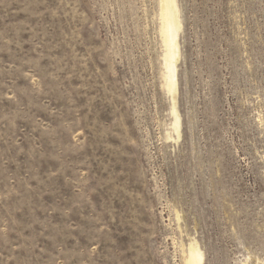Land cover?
<instances>
[{
    "label": "rangeland",
    "instance_id": "1",
    "mask_svg": "<svg viewBox=\"0 0 264 264\" xmlns=\"http://www.w3.org/2000/svg\"><path fill=\"white\" fill-rule=\"evenodd\" d=\"M174 3L175 102L162 0H0V264H264V0Z\"/></svg>",
    "mask_w": 264,
    "mask_h": 264
},
{
    "label": "bare ground",
    "instance_id": "2",
    "mask_svg": "<svg viewBox=\"0 0 264 264\" xmlns=\"http://www.w3.org/2000/svg\"><path fill=\"white\" fill-rule=\"evenodd\" d=\"M162 17L164 21V29L162 32L164 34V42L167 50L165 56V64L167 68V88L172 93L173 100L175 102L178 86L176 77V62L178 55L176 36L178 31V19L174 0H162ZM175 120L176 122L174 124L176 126V131H179L180 118L178 117V115L176 116ZM187 255V264H202L203 253L197 245L191 244Z\"/></svg>",
    "mask_w": 264,
    "mask_h": 264
}]
</instances>
